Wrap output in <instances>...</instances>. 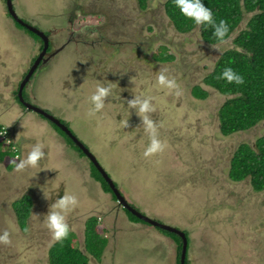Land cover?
Masks as SVG:
<instances>
[{"label":"rangeland","instance_id":"obj_1","mask_svg":"<svg viewBox=\"0 0 264 264\" xmlns=\"http://www.w3.org/2000/svg\"><path fill=\"white\" fill-rule=\"evenodd\" d=\"M166 1L151 0L141 11L136 0H13L20 19L50 35L51 50L68 43L35 71L24 89L25 99L68 125L131 206L188 234L189 264H264V190L254 191L248 179L233 182L229 177L234 153L241 144L253 146L263 136L264 120L247 131L223 136L218 111L228 98L203 83L222 54L234 47L238 30L251 15L244 16L227 43L210 45L198 29L176 32L165 14ZM76 31L86 35L87 45L79 38L69 42ZM97 33L111 44L93 42ZM39 46L10 18L5 0H0V125L11 132L22 130L15 140L19 160L23 146L38 142L46 146L40 169L18 172L0 165V212L8 216L6 224L0 222V233L11 232V243L0 244V258L7 264H49L54 241L42 218L54 201L45 199L41 188L59 186L56 198L73 195L78 201L67 214L78 248L84 247L89 218L99 221L98 232L106 231L101 261L90 258V264H178L174 237L133 221L111 193L104 192L90 161L75 145L49 121L26 114L16 102L14 92ZM161 46L175 57L172 63L153 60ZM161 71L176 80L180 96L157 83ZM98 82L112 84L115 100H106L104 110L91 115L89 98ZM194 86L208 91V97L193 98ZM140 94L152 98V119L166 145L150 157L143 155L148 141L135 112L127 127L121 123L128 118L122 100ZM36 171L40 172L34 176ZM25 195L32 206L26 228L21 229L17 215L9 219L14 207L7 201L16 203Z\"/></svg>","mask_w":264,"mask_h":264},{"label":"trees","instance_id":"obj_2","mask_svg":"<svg viewBox=\"0 0 264 264\" xmlns=\"http://www.w3.org/2000/svg\"><path fill=\"white\" fill-rule=\"evenodd\" d=\"M136 1L138 8L141 11H145L148 2L151 0ZM204 3L213 11L214 19L217 22L225 20L228 23L229 35L226 37V40L240 28L244 16L248 14L251 15L245 24V28L238 30L239 32L233 40L234 47L222 54L215 64L213 71L208 74L203 81L207 87L228 98L218 111V119L220 133L223 136H230L238 132L252 129L264 120V0H204ZM164 10L167 18L171 21L176 32L179 34H188L198 29L205 43L210 45L221 43L214 37L211 27L202 28L196 26L191 20L182 16L178 9L174 7L173 0H167L165 2ZM6 11H8L7 7ZM7 14L12 19V16L9 13ZM101 19H103L102 16ZM22 22L29 24L28 21L22 20ZM15 23L20 28L26 30L32 38L34 37L42 45L43 40L41 38L31 33L20 23ZM103 23L105 22L103 21ZM102 25L108 27L107 23ZM88 30L89 28L86 29V31ZM93 32L96 31L94 30ZM72 35L71 33L69 37ZM104 36V34L97 33L96 37L92 40L93 42H98L99 45L111 44ZM77 38L80 39L78 41L82 44L87 45L89 43L86 35H82L78 31L74 33L71 40ZM109 40L111 39L109 38ZM57 54V52L54 53L53 57ZM152 58L158 63H172L175 60L173 54H171L165 46H161L158 51L153 54ZM43 65L45 64H40L39 67ZM226 67H231L234 71L242 75L244 77V83L242 85H236L234 83L228 84L225 80L221 79L220 74ZM32 77L33 76L30 77L27 85ZM191 93L193 98L197 100H205L209 95L208 91L199 86H194ZM24 95L23 92V99L28 101L25 99ZM17 96L16 94V102L25 108L22 103H20ZM46 120L49 121L48 119ZM60 122L68 127L65 122ZM51 125L74 147L73 142L57 126L53 123H51ZM6 128L5 125H0V165L3 163L7 169L11 170L15 166L16 160L13 157L14 154L5 149L3 136H7L6 133L8 130ZM75 149L82 154L76 146ZM91 168L93 169V177L101 183L104 192L111 193V196L116 201L101 175L93 166H91ZM229 177L233 182H242L248 179L254 191L261 192L264 190V134L255 141L253 146L248 143H243L238 147L231 159ZM31 206L32 199L30 196L28 197L26 195L13 204L21 229L26 228V220L29 217ZM124 210L133 221L145 223L126 209ZM86 222L83 249L75 245L76 236L70 231L66 239L60 242H54L49 247V264H90V258H94L97 262L101 261L107 246V239L105 237L106 231L102 230L98 232V228H102V226L97 218L91 217ZM164 232L174 237L178 242L179 253L177 256L179 264L182 248L181 239L175 234ZM184 234L188 241V234L185 232ZM185 264H189L187 256Z\"/></svg>","mask_w":264,"mask_h":264},{"label":"clouds","instance_id":"obj_3","mask_svg":"<svg viewBox=\"0 0 264 264\" xmlns=\"http://www.w3.org/2000/svg\"><path fill=\"white\" fill-rule=\"evenodd\" d=\"M173 3H174V7L176 9H178L179 13L182 16H184L186 19L191 20L196 26H199L202 28L203 27H211L213 29V35L216 38V40H218L221 43H227L226 37H228V35H229L228 23L225 20H220L219 22H217L214 19L213 11L209 7L206 6V4L204 3V0H173ZM12 4H13V1H12ZM6 7H7V5H6ZM7 10H8V8H7ZM13 10H14V8H13ZM14 12L16 13L15 10H14ZM7 13H9V12L7 11ZM16 15H17V13H16ZM17 17H18V15H17ZM12 20L14 22H17L13 17H12ZM20 20H22V19H20ZM24 24L27 25V27H25L26 29L35 28L30 23L29 24L24 23ZM35 29H37V28H35ZM37 30L40 31L39 29H37ZM40 32L43 33L46 37L50 36L48 33H44L42 31H40ZM67 44L68 43L63 44L62 48L64 49ZM62 50H60V52ZM35 60L36 59L34 58L32 65L34 64ZM43 61H40V64H46L50 60L48 59V61L46 63H43ZM40 64L38 65V67L40 66ZM38 67H37V69H38ZM27 73L24 74V76H23L24 78L27 75ZM23 77L21 78L22 81L24 79ZM220 78L225 80L228 84L234 83L236 85H242L244 83V77L242 75H240L238 72L234 71L231 67L224 68L220 74ZM156 81L160 86L174 91L175 95L180 96L182 94L176 80L173 78H170L165 71H161L159 73V75L156 77ZM21 82H20V84H21ZM119 96H120V93H119ZM110 98H112V100H115L112 84L111 83L104 84L102 82H98L94 94H92L89 98L90 104L92 106L90 114L95 115V114L101 113L105 108L106 100H109ZM122 101H123V106L127 110V113H128V118L121 122L122 127L125 128L128 126L129 115L133 111L141 120L140 127L143 128V131H144L146 138H147V141H148L147 147L144 149L143 155L145 157H150L152 155L163 152L166 145L164 142H162V140L160 138L159 125L156 123V121H154L152 119V114L155 111V105L153 103L152 98L149 96L140 94V95L132 96V98L127 100V101H124V100H122ZM125 104H126V106H125ZM59 121H61V120H59ZM0 124H1V122H0ZM67 128L69 129V127H67ZM6 129L8 130V132L6 133L7 138L5 136H3V141H5V143H4L5 149H7L9 147V152L14 154L13 157L16 160V163H15V166L13 168H16V171H18V172H24V171L29 170V169H40L42 167L40 162L46 156V153L44 151V149L46 148L45 144L43 142H38V143H33L30 148L26 147L23 158L19 160L21 152L19 150V146H17V143H15L16 136H13V133L15 132V130L13 132H11L8 127ZM10 132H11V134H10ZM83 156H85V155L83 154ZM2 165L4 166L3 167L4 169L7 168L3 163H2ZM38 172H40V171H36L34 176H36V174ZM115 186H116V184H115ZM116 188H117V186H116ZM58 189H59V186H56L55 189H47V190L45 189V186H43L41 188V191L43 192L44 198L47 200H53L54 201L49 205L48 212L42 218L46 228L51 233V237H52V240L54 242L63 241L64 239H66L68 237L69 232H70V227H69V224L67 222V214L69 212H71L77 206V203H78L77 198L73 195H64L63 194L62 197L56 198L57 194H58ZM119 192H120V190H119ZM120 194H121V192H120ZM124 199L126 200L125 197H124ZM116 201L118 203L117 199H116ZM128 204H129V202H128ZM118 205H119V203H118ZM131 207H133V206H131ZM35 216L40 218L37 215H35ZM10 243H11V232L9 230H4L2 233H0V244L8 245Z\"/></svg>","mask_w":264,"mask_h":264},{"label":"water","instance_id":"obj_4","mask_svg":"<svg viewBox=\"0 0 264 264\" xmlns=\"http://www.w3.org/2000/svg\"><path fill=\"white\" fill-rule=\"evenodd\" d=\"M6 5L8 8V12L10 13V15L21 25H23L24 27H27L26 24H24L22 22V20H20L16 13L13 10V4L11 0H6ZM32 33L36 34L39 38H41L43 40L44 46L42 48L41 54L39 55V57L35 60L34 64L32 65V67L30 68V70L28 71L27 75L25 76V78L23 79V81L20 84L19 87V91H18V98L19 101L28 109L31 110L37 114H39L40 116H42L45 119H48L51 123H53L55 126H57L66 136H68L72 142L80 149V151L85 155V157H87L90 162L92 163V165L95 167V169L97 170V172L101 175L102 179L104 180V182L108 185V187L110 188L111 192L113 193V195L115 196V198L118 200V203L120 206H123V208H125L128 212H130L132 215H134L136 218H138L139 220L155 227L158 228L160 230L166 231L168 233H172L177 235L182 242V248H181V255H180V261L179 264H185L186 261V256H187V247H188V241L187 238L184 234V232H182L181 230L171 227V226H167L164 224L159 223L156 220L150 219L148 217H146L145 215H143L142 213H140L139 211H137L136 209H134L133 207H131L124 199V197L120 194L119 190L116 188L115 183L113 182V180L109 177V175L104 171V169L100 166V164L97 162L96 158L92 155V153L89 152V150L71 133V131L64 125L62 124L58 119H56L55 117H53L52 115H50L49 113H47L46 111L33 106L29 103H26L22 97V92L23 89L25 87V85L27 84V82L29 81L30 77L33 75V73L35 72V70L37 69L38 65L40 64V61H42V57L47 53V49H48V38L41 33L40 31H38L35 28H28ZM63 48H61L60 50H62ZM48 61V59L44 60L43 63H46Z\"/></svg>","mask_w":264,"mask_h":264},{"label":"flooded vegetation","instance_id":"obj_5","mask_svg":"<svg viewBox=\"0 0 264 264\" xmlns=\"http://www.w3.org/2000/svg\"><path fill=\"white\" fill-rule=\"evenodd\" d=\"M36 28V27H35ZM74 35V34H73ZM73 35L71 36V37H69V41L73 38ZM48 37V36H47ZM79 42V41H78ZM80 43V42H79ZM48 49H47V53L42 57V61L43 60H47V59H49V60H51L52 58H53V55H54V53H59L60 52V49L62 48V45L58 48L57 46H54V48L51 50V48H50V38L48 37ZM39 52L37 53V56L35 57V59H37L38 58V56L41 54V50H42V47L44 46V43H42V45H41V43H39ZM42 46V47H41ZM42 63V62H41ZM22 81V80H21ZM19 87H20V83H19V85H18V87L16 88L17 90L14 92V96H16V94L18 95V91H19ZM26 87V86H25ZM25 87H24V89H25ZM24 89H23V92H24ZM22 92V93H23ZM15 99H16V97H15ZM25 101V100H24ZM26 103H29L28 101H25ZM29 104H31V103H29ZM23 105V104H22ZM24 106V105H23ZM25 107V106H24ZM24 110L27 112V113H29L30 114V112H33V111H31V110H28L26 107L24 108ZM25 112V113H26ZM33 113H35V112H33ZM37 114V113H36ZM90 165L91 166H93L92 165V163L90 162ZM94 167V166H93ZM31 198V197H30ZM126 202H127V200H125ZM117 202V201H116ZM128 203V202H127ZM117 205H118V203H117ZM118 207H121V208H123V206H120V205H118ZM123 209H125V208H123Z\"/></svg>","mask_w":264,"mask_h":264},{"label":"crops","instance_id":"obj_6","mask_svg":"<svg viewBox=\"0 0 264 264\" xmlns=\"http://www.w3.org/2000/svg\"><path fill=\"white\" fill-rule=\"evenodd\" d=\"M26 114H28V113H26ZM21 131L22 130H15V132L13 133V136H16V139L18 138V136H17V134H19V136L22 134L21 133ZM56 135V134H55ZM57 136V135H56ZM15 140V139H14ZM24 147V149H25V146H23ZM24 152V150H22V153ZM13 169H15V168H13ZM12 169V170H13ZM0 170H2V168H0ZM11 170V171H12ZM0 172H2V171H0ZM1 174V173H0ZM7 203H8V206H10V205H13L14 204V201L11 199V200H9V201H7ZM11 209V208H10ZM0 211H2V210H0ZM11 211L13 212L10 216H9V219L11 218H13V216H15L16 215V213H15V211L14 210H12L11 209ZM5 213H7V212H5ZM4 213H2V212H0V222L1 223H3V224H6V222H4V221H6L7 220V217H5V216H2ZM8 219V220H9ZM6 228H7V225H6ZM10 231V230H9ZM7 260V259H6ZM4 261V259H2V258H0V261H1V263L0 264H7L9 261Z\"/></svg>","mask_w":264,"mask_h":264}]
</instances>
